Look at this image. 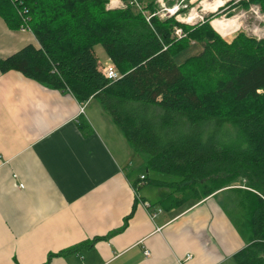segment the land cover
<instances>
[{"label": "trees", "instance_id": "16d2710c", "mask_svg": "<svg viewBox=\"0 0 264 264\" xmlns=\"http://www.w3.org/2000/svg\"><path fill=\"white\" fill-rule=\"evenodd\" d=\"M123 1L126 8L107 10L108 0H0L7 27L27 26L39 45L0 59V72H19L81 104L96 99L144 170L137 189L153 184L168 191L162 210L228 194L222 206L247 237L234 263L264 264V39L239 33L225 42L210 25L218 14L192 27L173 18L148 24ZM139 2L155 9V0ZM249 4L264 13V0L239 2ZM174 27L184 37H172ZM96 46L119 80L102 75Z\"/></svg>", "mask_w": 264, "mask_h": 264}, {"label": "crops", "instance_id": "0c3cea01", "mask_svg": "<svg viewBox=\"0 0 264 264\" xmlns=\"http://www.w3.org/2000/svg\"><path fill=\"white\" fill-rule=\"evenodd\" d=\"M238 20L223 31L210 24L224 38L241 28ZM28 45L39 47L31 32L0 18V59ZM95 56L99 69L110 64ZM133 162L140 165L96 99L81 104L19 72H0V264H235L246 242L222 209V190L168 212L158 206L168 191L154 200L148 185L137 189L143 173L133 174Z\"/></svg>", "mask_w": 264, "mask_h": 264}, {"label": "rangeland", "instance_id": "374dc122", "mask_svg": "<svg viewBox=\"0 0 264 264\" xmlns=\"http://www.w3.org/2000/svg\"><path fill=\"white\" fill-rule=\"evenodd\" d=\"M187 1L189 0H186V3ZM211 1L213 0H193L192 1V4H189V8H197L196 12H195V15H196V19L193 20L191 22V24H188L187 26H195L196 24H199V23H202L204 21V18L205 17H208L209 15L211 14H218L217 17H215L214 19H212V23L210 21V23L213 25L214 29L216 31H218L216 28H215V25L217 24V22H221V21H226V20H230V19H233V18H236V21L239 19L242 23V26L239 30L236 31L235 29V32L232 33V35H228V36H225V35H222V36H225L224 38H222L225 42L227 43H231L232 40L239 34V33H243L244 35H246L247 37L249 38H252V39H255L256 41H260V40H263L264 39V13L262 12L261 8L259 5L257 4H249L248 7H245L244 5H239V2L242 1V0H215V2H219V5L218 6H221L223 2H225V4L220 7L219 9H223L222 11H218L219 9H217L215 12H209V11H206V10H202V7H201V4L202 2L203 3V8H205L206 4H209L211 3ZM223 1V2H222ZM232 1V6L233 7H236L238 6L237 9H231L229 10L228 8V3ZM243 1H248V0H243ZM208 2V3H207ZM252 7H255L259 10V14H257L254 10H252ZM155 8H156V5H155ZM188 9L187 10H182V14H186L188 12ZM199 16L202 17V20L199 19ZM238 16V17H237ZM214 20V21H213ZM238 20V21H239ZM210 24V25H211ZM186 25V24H185ZM235 26L237 27V22L235 24ZM212 27V26H211ZM228 29V28H227ZM231 29V28H229ZM94 51L98 54L99 56V60H101L102 63H104L106 60H107V56L103 50V48L101 46H96ZM197 49L196 50H191V51H188L186 54L182 55L180 58H179V61H182L184 60L186 57L190 56V55H193V54H196L197 53ZM107 64H104V66L108 65L109 63L106 62ZM229 129V128H227ZM231 133V131H230ZM133 174H139L141 173H144V170L133 162ZM141 177V175H140ZM139 177V178H140ZM152 177V176H151ZM235 184H239V183H235ZM228 188V187H227ZM231 188L230 190L232 189H237V188H240V189H247L246 187L242 186V185H235V186H232L229 187ZM147 189H150L152 190V195L149 197L150 199H155V197H157L158 195V191L159 189L163 190V188H159L158 186H155L153 184L151 185H148ZM228 194H224V200L225 198L227 197ZM225 215L229 218L230 216V212H231V209L227 208V207H223L222 208ZM232 224L234 226L235 229H237L238 231V218L235 214H232ZM242 241L243 243L247 242V237L246 235H242Z\"/></svg>", "mask_w": 264, "mask_h": 264}, {"label": "built area", "instance_id": "2783aa9c", "mask_svg": "<svg viewBox=\"0 0 264 264\" xmlns=\"http://www.w3.org/2000/svg\"><path fill=\"white\" fill-rule=\"evenodd\" d=\"M192 1L193 0H189L187 1V3L192 4ZM187 3L186 0H175V3L171 5H166L164 1L158 0L155 3L156 8L153 11L145 9V6L142 3H140L138 0H130L128 4L131 7H133L136 11H138L148 24H150L153 18H158L160 20L173 18L176 22L180 24L188 25L191 24V22L196 19L195 12L197 8L195 7L188 9L189 5ZM203 3L204 2H202L201 4L202 10H204ZM120 6L122 8H126V4L125 5L120 4ZM107 8L109 9L112 8L111 2L107 4ZM187 9L188 12L183 15L182 10H187ZM252 10H254L257 14H259V10L257 8L252 7ZM199 19L202 20V17L199 16ZM20 30L30 32V29L27 26L22 27ZM172 37L176 39H181L182 37H184L182 29L180 27H174L172 30ZM100 71L102 75L110 81H117L122 76L120 73H118L116 67L111 63L106 66H101ZM81 112H83L82 108H81ZM143 181H144V176L142 175L139 178L138 185H142ZM142 204L147 210L151 209V205L148 202H143ZM161 211L162 210L160 208H157L155 211L149 212L151 219L156 218V216L159 213H161Z\"/></svg>", "mask_w": 264, "mask_h": 264}, {"label": "bare ground", "instance_id": "6f19581e", "mask_svg": "<svg viewBox=\"0 0 264 264\" xmlns=\"http://www.w3.org/2000/svg\"><path fill=\"white\" fill-rule=\"evenodd\" d=\"M219 2H215L214 5L212 4H206L204 10L206 11H214L216 7H218ZM236 24V18L230 19V20H226V21H221L219 23L216 24V29L218 31H223L226 30L227 28H231L233 29L235 27Z\"/></svg>", "mask_w": 264, "mask_h": 264}]
</instances>
